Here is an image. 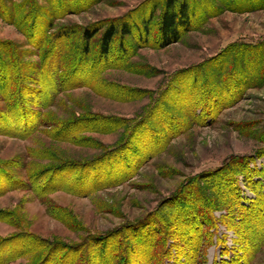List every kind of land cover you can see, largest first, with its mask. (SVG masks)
Returning <instances> with one entry per match:
<instances>
[{
	"label": "rangeland",
	"instance_id": "374dc122",
	"mask_svg": "<svg viewBox=\"0 0 264 264\" xmlns=\"http://www.w3.org/2000/svg\"><path fill=\"white\" fill-rule=\"evenodd\" d=\"M59 1L0 0L21 22L0 15L3 58L25 64L12 99L0 92V264H264L253 221L264 213V0H186L192 28L163 47L154 37L165 0ZM132 24L148 44L138 47L134 27L122 32ZM76 60L81 84L52 98L32 89L26 75L36 82L41 67L46 92L49 73L72 81ZM20 100L34 110H23L36 125L25 135L14 126ZM192 205L206 211L198 257ZM143 220L156 232L145 235Z\"/></svg>",
	"mask_w": 264,
	"mask_h": 264
},
{
	"label": "trees",
	"instance_id": "16d2710c",
	"mask_svg": "<svg viewBox=\"0 0 264 264\" xmlns=\"http://www.w3.org/2000/svg\"><path fill=\"white\" fill-rule=\"evenodd\" d=\"M59 2L62 3L61 4L62 6H64L63 5L64 4L63 0H60ZM73 7H76L77 8L78 5L75 3L74 6H72V8ZM0 15L6 21H9V22L11 21L13 23H16L21 28V26H20V23H21L20 20H16L14 18L15 17L14 12H12L11 10L9 11L5 7H0ZM30 16H31V20L29 22V28L32 30L33 29V26H34V21L37 18L36 13H35L34 10L29 11V17ZM191 19H192V16H191V13L188 11V2L186 0H181L180 2H178V0H165L164 7H163V9H162V11L160 13V16H159L158 20H157V25H158L157 26V33H156V35L154 37V44H155V46H157V47H163V46H165V45H167L169 43H172V42L177 41L178 37L183 32H186V31H188V30H190L192 28ZM200 20H202V19H200ZM132 27H134L135 31L137 32L135 35H136V38L138 40V43H140L138 47L142 46L143 44L144 45L145 44H148L147 43V40H146V36L148 34V29H145L146 30V32H145L146 34L144 35V37L141 34V32L143 30V27L142 28H139V26L138 25H135V24H132V26L130 28L129 27L128 28H126V27L123 28L122 32H124L126 34H130L132 32L131 31L132 30ZM37 29L40 30V28H37ZM115 29H116L115 26L113 24H110L102 32L101 37H100L99 42H98V52H99V56L101 55V57L106 58V56L108 54L109 43L111 41L112 36L115 34ZM93 34H94V30L84 29L82 31L83 39H85L86 41H88L89 39H91L93 37ZM31 35H33V32H31L29 34V36H31ZM53 35L54 36H57V37H62L64 39V38H68L70 34H69V32L62 33L61 30H60L56 34H53ZM32 41H34V40L32 39ZM2 45H4L3 42H0V92L2 94H7V96H8L7 99L10 101V99H12V97L11 98L9 97V95H8L9 92L14 91L15 88H17L20 85L24 84V82H21V80L24 81V79H25V78L22 79L23 78V72L21 70V68H22L21 66H23L25 64L24 63H21V61H18V57L15 56L12 53H11V56L9 57L8 60L7 59H4L3 56H6L10 52L9 50H6V48H8L10 46V44H7V47L6 48H3ZM118 46H119L118 49L120 50V53L119 54L121 55V51H122V47H121L122 46V38L119 39ZM87 48H88V45L87 44L84 45V51L83 52L88 51ZM50 50H53V49L51 48ZM63 51H64V49H62L61 46H60L59 47V53L60 54H63ZM53 54H58V48H57L56 51H53L52 52V55ZM99 56H98L97 59H95L92 62V64L93 63H96V61L99 60ZM55 57H56V55H55ZM55 63L56 62H54V60L52 62H50L49 63V66H46L48 68V70H50V68H52L53 71L54 70L57 71V65H55ZM79 63H80V60H78V61L76 60V64H74V69L72 70L71 73H75L76 71H77V73L75 74L76 77H74L72 79V81L69 80L70 79V76H68V78H65L66 80L64 79L63 81L61 80V82H60L59 79H56L55 80L54 78H52L51 73H49L50 76L47 75V77H48L47 79L49 80V84H50L49 85L50 86V91L49 92H46L45 91V89L43 88V86H41L40 80H39V78L42 75V71H43L42 69H43V67H41V70L38 73L39 77H38V79L36 78V82H35V80H33L31 78L30 75H26V76L30 79L31 84L32 83H35V84L39 85V87L32 88V89H34L35 92H37L38 96H41V94H43V92H45L47 94L52 93V95H50L51 98H52L54 94H56V93L64 90L68 86H73V85L75 86V85H79V84L82 83V81L80 80L81 79V76L79 74L80 68H78L79 67ZM52 74L58 75L57 72H52ZM42 77H44V74H43ZM93 79L94 78H92L89 81V83H91L93 81ZM64 83H65V86L63 85ZM31 84H29V85H31ZM30 87H35V86H32L31 85ZM13 97H14L13 99L16 98V96H13ZM46 102H48V101H46ZM30 104H31L30 102H24V101L20 100L19 101V104L16 105V107H19V108L22 109V112L20 113V115H21L20 116V119L17 121L18 123H15L14 126L16 128H20L21 127V129L23 131V133H22L23 135H25L26 133H28L30 130L32 131L36 127V125H33L31 122H29L30 124H28L27 121H30V119L28 120L26 118V116L24 115V111L23 110H25V109L26 110L27 109H30V111L32 113H34L33 112L34 110H31L32 108H30V107L29 108H26ZM13 105H15V104H13ZM3 115H1V113H0V119H4L5 116H3ZM19 123H21L23 125H21ZM26 126H27V128H26ZM104 127H107V129L110 128L109 126H104ZM113 128H117V126H115ZM113 128H111V129H113ZM106 130H104V131H106ZM131 131L132 130H130V132ZM130 132H128L129 133L128 136L131 135ZM100 159H101V157H100ZM243 163H244V161H243ZM81 166H83V165H81ZM78 167H80V166H78ZM227 180H229V182L231 181L232 184L234 183V174H233V171H232V174L231 175H229V176L226 177V181ZM8 188H9V186L8 187L7 186H2V183H1V180H0V193H2L4 190H6ZM261 199L262 200L264 199L263 195H260L258 197V200H261ZM262 200H261V202L257 201V209H258L259 204L262 203ZM194 205H196V204H194ZM194 205H192V209L193 210L196 209ZM259 207L260 208H264L262 205L259 206ZM199 210H200V208L196 209L195 211H197V213H199L200 212ZM201 211H203V210L201 209ZM205 212L204 213H201L200 212V216L198 218L195 217L196 216V214H195L193 216V217H195V219L191 220V222L193 223L192 224V230L194 231V233H193L194 235H191L189 237V241H187V242H188V245L189 246L191 245L190 246L191 247L190 249H191L192 252L190 253V255L193 256V257H198V255H199L198 254V250H199V248L201 246V245L199 246V244H200V242H202V241L205 240L204 237H203L204 234L200 230V228L205 224L204 222H206V220L203 219ZM246 214H247V212H246ZM255 215H256V220L257 221L256 220H253L255 222L254 226H256L258 228V230L261 232V233H259V236L261 235L260 238L263 240L264 239V213H262V211L259 212V213L257 212V214L254 213V217H253L254 219H255ZM257 216H259V219H257ZM144 221L145 220L141 221L140 223H141L142 226L144 224H147L146 226H144L147 229L146 232H145V235L146 234L149 235L152 232H156L155 231V230H157L156 227H154L155 229H152V228H150L151 226L148 225V222L149 221H147V222L145 221L146 223H142ZM150 224H151V222H150ZM157 224H159V223H157ZM139 225L140 224H137L136 226H139ZM141 230L143 231V229H141ZM122 231H123L122 229L114 230V232L112 233V236L113 237L114 236H118V238L120 236V238L123 239V236L124 235L122 234ZM172 231H174V230L172 229ZM141 235H143V234H141ZM145 235L142 236V237H144V239H146L145 238ZM246 238H248V237H246ZM200 239L202 241H200ZM116 241H115L116 244H117L116 248L118 249V251L119 250L122 251L123 249H125V250L128 249L129 245L126 242H123L121 240H116ZM144 241H146V240H144ZM101 242L104 243V240H101ZM52 246H55V245H52ZM153 247H155V245H152L151 249ZM149 251L151 253L152 250H149ZM119 252L115 253L113 255V258L118 257ZM65 256H66V254H62L59 257V260L58 261H62V258H64ZM103 259H106L107 260V264L110 263V260H109V257L108 256L103 257ZM201 263H204V262H201ZM226 264H229V263H226ZM231 264H240V263L233 260V261H231ZM241 264H243V263H241Z\"/></svg>",
	"mask_w": 264,
	"mask_h": 264
}]
</instances>
